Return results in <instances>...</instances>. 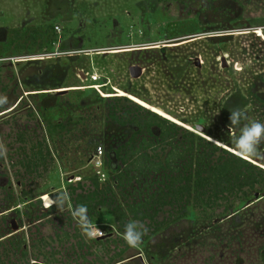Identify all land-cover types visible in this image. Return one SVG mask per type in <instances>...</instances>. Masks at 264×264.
<instances>
[{
    "label": "rangeland",
    "instance_id": "1",
    "mask_svg": "<svg viewBox=\"0 0 264 264\" xmlns=\"http://www.w3.org/2000/svg\"><path fill=\"white\" fill-rule=\"evenodd\" d=\"M28 11L34 24L54 17L62 29L61 37L70 40L67 48L83 51L75 59L62 62L69 68L66 75L55 70L47 84L24 86L30 92L51 89L56 102L32 99L25 94L11 115L0 116V240L6 238L0 241V264H140L138 258L131 260L138 255L143 264H152L150 255L155 264L163 260L168 264H236L237 257L244 264H258L257 246L242 243L239 232L245 225L247 233L254 235L255 224L264 215V187L259 186L248 197L224 193L211 206L196 203L192 193L191 202L184 209L192 208L199 229L223 218V247L213 246L214 254L208 258L207 247L212 245L206 242L217 240L212 233H205L197 243H192L191 250L198 254L189 250L181 260L170 256L163 259L165 254L159 246L172 243L180 227L191 225L190 213L181 210L183 220L179 225L157 233L148 228L149 220L135 219L129 206L159 193L171 182L170 177L161 172L156 182L151 174L148 180L153 183L149 185L147 178L138 174L125 185L129 165L123 163L116 151L120 150L121 157L127 156L133 143L138 147L142 139L153 141L147 152L163 161L175 149V155H185L177 159L180 172L176 174L183 177L188 160H192L191 168L196 169L202 155L199 135L226 150L233 148L239 156L261 166L264 138L256 146L258 154L254 156L237 149L233 139L239 138L253 121L264 124V0H0V26L12 29L27 17ZM10 34L13 36V30ZM145 36L149 46L165 44L166 58H161L157 49L141 53L135 60L145 67L144 73L140 75L141 70L133 68L132 74L137 76L134 79L128 71L130 52L124 50ZM8 51L0 55V85L6 87V100L0 98V111L14 103L16 95L8 97L14 78L25 79L35 71L31 65L17 62L20 55ZM43 62L40 68L52 66ZM78 67L88 72L96 70L107 77V85L102 89L104 98L127 97L131 102L99 99L92 89L81 91L73 87L90 83L76 76ZM133 103L159 113L181 130L167 141H160L157 137L161 129L153 125V133H147L146 115L136 111ZM52 105L55 108H50ZM232 109L243 112L236 125H230ZM138 124H143L142 131L138 132ZM195 124L210 129L211 134L196 130ZM190 130L195 132L193 141L185 135ZM190 145L192 154L186 149ZM99 146L103 150L102 160L107 158L110 163L105 168L104 163L94 166ZM204 153L209 156L210 166L223 155L220 151ZM95 172H100L103 179L107 173V184L114 192L107 201L120 208L111 213L108 205H103L92 214L85 213L88 221L102 232L101 237L91 239L84 234L79 219L67 218L68 212L72 215L69 204L74 209L75 195L93 190L91 177ZM133 174L137 173L130 172ZM78 180L84 188L71 195L68 186H76ZM182 184L177 180L174 186ZM256 192L260 194L255 196ZM63 195L67 199L56 203ZM184 200L181 199V205ZM163 206L164 210L154 216L158 222L169 216L165 211L169 207ZM49 208L50 212L43 214ZM120 209L126 210V224L116 217ZM129 223L134 224L136 231L141 230L140 224L147 230L135 247L122 238Z\"/></svg>",
    "mask_w": 264,
    "mask_h": 264
},
{
    "label": "trees",
    "instance_id": "2",
    "mask_svg": "<svg viewBox=\"0 0 264 264\" xmlns=\"http://www.w3.org/2000/svg\"><path fill=\"white\" fill-rule=\"evenodd\" d=\"M72 59L74 58H70L69 60ZM92 90L94 91L95 95L98 96L99 99H110L109 101H114L118 103L121 101L131 102L130 99H128L127 97L114 96L104 98L101 97L94 89ZM55 98L57 99V97ZM53 106L55 108V105ZM133 106L136 111L141 110L143 111V113H145L147 119L145 129L147 133H153L151 130V127L153 125H157L161 129V132L157 137L160 138V141H167V139H169L172 134H175L179 130H181L179 125L175 124L174 122H171L170 120L164 117H161L160 115H158L159 113L156 114L157 112H152L151 110L145 109L143 108V106L138 105L136 103H133ZM140 125L142 126L143 124H138V132L142 131V127ZM185 135L187 138L191 139V141H193L195 137L194 133L192 132H186ZM197 138L199 140V145L203 148L202 155L200 154L198 157L196 169L191 168L192 160H188L189 166L187 165L186 169H184V171L182 172L183 177H181L180 174H176V172H180V169L177 167V159L185 155H175V149H171L172 151L167 154L165 160L163 161L157 160V156L148 154L147 150L153 147V141L149 142L142 139V141L138 143V147H136V144L133 143L131 146L132 151L130 154H127V156L121 157L120 150L116 151V154L122 159L123 163H127L129 165V169L126 172V182L123 183L125 185L127 184V181L133 180V178H135L138 174H142L144 179L147 178L145 180L149 185H152L153 183V180H148V176H150L151 174L155 175L156 182H159V176L161 172L165 173L163 174L164 176L170 177L171 182L166 185L165 188L160 190L159 193L155 192L147 200L129 206V211H131L135 219H140L142 222H145L146 220L150 221L148 228L151 229V231L153 232L157 233L163 228L165 229L176 224L179 225L178 223L181 221L180 219H182V216L180 215L181 210H185L184 208L188 206L186 203L191 202L192 193H195L194 198L196 203H200L201 205H207L210 203L209 206H211L212 203L214 204L217 199H219V197H224V193H228L231 195L241 193L242 197H248L259 186L264 187V151L261 159L259 160L261 166H257L256 164L250 162H254V160L246 158L245 156H243V158L242 155L239 156L240 154L233 148H230V150H226L225 148H222L201 136H197ZM172 148H176V146L173 145ZM186 149L189 151L190 154H192V145H190ZM142 150L145 152H142ZM185 151L183 150V152ZM205 151H210L211 154L220 151L223 153V155L219 156L217 162H215L214 165L210 166L207 162V160L209 161V156L205 155ZM103 163L104 168L105 166L110 165L109 160L107 158H104ZM110 167H112V165ZM133 171L137 174L130 175V172ZM177 180L183 181V184L180 187L175 188L174 185H176ZM79 181L80 180L77 181L76 186H68L71 190V195L75 194L77 189L84 188V185ZM108 181L109 178L107 176V173L105 179H103L100 177L99 172H95L91 177L93 190L87 193H77L74 198V209L79 205H85L87 208V212H89V214H92L97 207L103 205H108V211L111 213L120 208L119 206H114L112 203H109L107 201L109 197L114 195L112 188L107 184ZM120 183L118 180V184ZM261 189L263 188H260V190ZM204 197H207V199H205ZM184 198L185 202L182 203L184 205H181V199ZM163 205L169 207L168 209H165V211L169 213V216L167 219L158 222L155 220L154 216L158 214L159 211L164 210ZM55 206L51 205V209H55ZM51 209L49 208V210L43 212V214L49 213ZM191 209L192 208L189 207V209L185 211L192 213ZM125 211L126 210L120 209L116 214V217L123 224H126ZM68 215L69 216L67 218V221H72L73 216L70 215L69 212ZM76 219H79V217H76ZM236 222L237 220L235 219V222L233 224H236ZM220 223L221 222L217 221L216 223L209 224L208 226L210 229L208 231L199 230L197 240L199 241L201 238H203V235L205 233H212L214 235L213 239L217 240V242L212 240L207 241L206 244L216 246L215 248L223 247L222 244L225 241L223 237L225 235L223 232H221V230L223 229L221 228ZM203 241L204 239L202 240V242ZM164 248V245H162V247L159 246V249L162 252L164 251Z\"/></svg>",
    "mask_w": 264,
    "mask_h": 264
},
{
    "label": "flooded vegetation",
    "instance_id": "3",
    "mask_svg": "<svg viewBox=\"0 0 264 264\" xmlns=\"http://www.w3.org/2000/svg\"><path fill=\"white\" fill-rule=\"evenodd\" d=\"M29 11L27 12V14ZM16 18V15H13ZM31 14L29 13L26 18H24L22 21L20 20L19 23L14 25L12 29H9V27H4L0 26V46L2 50L0 51V55H4L7 53H10L8 50H12L13 53L20 55V59L17 60V62L21 63H26L25 65H31V67L34 68V73L29 75L25 79H19L17 76L14 78V85H12L11 89L8 91V97L10 96H15L14 103L10 105V107L4 109L3 111H0V116L5 117L7 115H11L10 112H13L14 110L19 107V105L22 103V101L25 99L24 95H28V97H31L32 99H37L41 98V101L48 100V99H53L54 100V95L52 94V90H43V89H35L30 91H25L24 86H30V87H40L44 83L47 84L48 79L50 80L54 74V71L56 70L57 72L55 73H60L62 76L68 73L69 68L64 65L62 62L67 59L69 60L70 58L67 56L62 55L64 52H67L70 50V48H67V44H69L70 40L64 39V37H61V32L62 29L58 27L60 24H56L57 22L53 20L54 17H52L51 20H48L45 18L41 23H36L34 24V20L30 18ZM56 24V25H55ZM58 27V30L56 29ZM13 30V36L10 34V31ZM60 39V40H59ZM64 39V40H63ZM59 40V43L57 47L55 48L56 41ZM67 40V41H66ZM148 41L146 36L135 43L128 44L129 48L124 51L130 52V68H128L129 75L132 78H136L132 76L131 70L133 68H139L141 70V74H143V68L144 66H141V64L137 63L135 60L138 58V56L141 53H144L149 50L155 51L157 49V53L160 54L161 58H166V48L165 44H162L163 47H160L159 45H153L149 46ZM59 44L61 45V49H59ZM8 48V49H6ZM6 49V50H4ZM56 50V51H55ZM38 53H43L40 57H33L29 56L31 54H38ZM224 57V56H223ZM74 58V57H73ZM75 59V58H74ZM52 63V66H47L45 68H40L39 64L44 63ZM195 63V62H194ZM227 63V62H226ZM201 66V65H200ZM199 66V67H200ZM145 71V70H144ZM139 75V76H140ZM1 78V76H0ZM1 82V80H0ZM23 83V84H22ZM131 83V82H130ZM5 85H0V98L3 99L4 101L6 100V92H4ZM129 88V87H126ZM5 93V94H4ZM27 97V98H28ZM1 100V101H3ZM53 106V105H52ZM51 106V107H52ZM42 107V106H41ZM50 107V108H51ZM10 113V114H9ZM197 125L200 124H195V128L197 130ZM182 127V126H181ZM184 128V127H183ZM187 129V128H186ZM206 134H211L210 129L206 128ZM191 131V130H190ZM193 132V131H191ZM195 133V132H193ZM199 136V135H198ZM202 137V136H201ZM118 150V149H117ZM263 155V154H262ZM256 194H260V192H256ZM257 196V195H255ZM264 197V195H262ZM256 202V201H255ZM253 202L252 204H254ZM250 204V205H252ZM249 205V207H250ZM194 213L189 214V221L190 224L189 227H180L181 229L178 232V236L173 241L172 243H164V257L163 259L167 257H173L174 260L177 258L179 260L187 256V253L189 250L192 248V243L196 242L197 243V236L199 233V230H209L210 228L206 225L203 226L205 228H197L195 226V217ZM238 219V218H237ZM180 220H183L180 219ZM219 222H223V218L218 220ZM252 223V222H251ZM255 232L254 235L251 236L249 233H247V228L244 226L242 233H240V239L243 241L242 243H246L250 246H257V259H258V264H264V215L263 218H261V221L257 224H255ZM245 234H247L245 237ZM12 237V236H11ZM0 241H5L3 238ZM148 248V247H147ZM244 248V246H243ZM207 249H210L207 251L208 258H211L214 254L213 252V246L207 247ZM221 250V249H220ZM186 251V252H185ZM192 253H195L196 250L193 249L191 250ZM190 251V252H191ZM148 252V250H146ZM172 252H174L172 254ZM240 253H243L242 251ZM195 254H198L197 252ZM151 256V263L155 264L153 261V256ZM140 257V258H139ZM138 258L140 261V264H143V258L141 255L134 256L131 258V260ZM220 258H223V252L220 253ZM240 257H237L235 260L236 264H244L243 259H239ZM213 261H208V264H211ZM158 264H168L164 260L162 262H159ZM179 264V263H178ZM189 264H198V262L194 261ZM206 264V263H205Z\"/></svg>",
    "mask_w": 264,
    "mask_h": 264
},
{
    "label": "clouds",
    "instance_id": "4",
    "mask_svg": "<svg viewBox=\"0 0 264 264\" xmlns=\"http://www.w3.org/2000/svg\"><path fill=\"white\" fill-rule=\"evenodd\" d=\"M230 125H236L238 123V118L243 114V112L239 109L230 110ZM264 138V124L253 121L250 126H247L243 129V134L237 138L233 139V143L236 148L239 149L242 153L249 156L257 155L256 146L260 143L261 139ZM63 199H67L66 195L62 196L61 200L56 199V203H62ZM69 209L71 210V214L73 218L79 217L81 222V227L84 234L91 239H94L97 235H99V231L92 225L85 216L87 212V208L85 205H79L75 209L71 208L69 204ZM141 230H134V224L129 223L126 227V230L122 234V238L129 246H137L142 236L146 233V229L140 224Z\"/></svg>",
    "mask_w": 264,
    "mask_h": 264
},
{
    "label": "built area",
    "instance_id": "5",
    "mask_svg": "<svg viewBox=\"0 0 264 264\" xmlns=\"http://www.w3.org/2000/svg\"><path fill=\"white\" fill-rule=\"evenodd\" d=\"M56 29L58 30V27H56ZM81 51H83V50H80V49L69 50L67 52H64L62 55L67 56L69 58H73V57L80 56L82 53ZM76 76L81 81H84V82L88 81L90 83L87 86L81 85V86H73V87L81 89V90L91 88V89H94L101 97H106L103 94L102 89H101L107 85V83L105 81V79H107V77L105 75L101 74L100 72H98L96 70L88 72L84 69V67H78L76 70ZM73 87H68V88H73ZM102 154H103L102 147L99 146L97 148V155H96L97 159L94 161L95 167H101L103 165ZM99 174H100V172H99ZM101 235H102V232H99V235H97L96 237H101Z\"/></svg>",
    "mask_w": 264,
    "mask_h": 264
},
{
    "label": "water",
    "instance_id": "6",
    "mask_svg": "<svg viewBox=\"0 0 264 264\" xmlns=\"http://www.w3.org/2000/svg\"><path fill=\"white\" fill-rule=\"evenodd\" d=\"M222 62H223V65L226 66L225 58H222ZM131 74H132V70H131ZM132 76H133V74H132ZM134 77H137V76H134ZM101 89H103V88H101ZM110 91H113L112 88H110ZM197 130L206 132L205 128L202 125H197ZM256 195H258V194H256ZM99 239H103V238H99Z\"/></svg>",
    "mask_w": 264,
    "mask_h": 264
}]
</instances>
